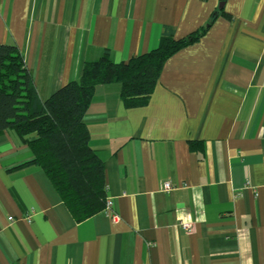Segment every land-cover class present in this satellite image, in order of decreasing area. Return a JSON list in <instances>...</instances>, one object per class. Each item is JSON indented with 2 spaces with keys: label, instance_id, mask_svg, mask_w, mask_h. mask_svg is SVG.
Returning <instances> with one entry per match:
<instances>
[{
  "label": "crops",
  "instance_id": "1",
  "mask_svg": "<svg viewBox=\"0 0 264 264\" xmlns=\"http://www.w3.org/2000/svg\"><path fill=\"white\" fill-rule=\"evenodd\" d=\"M166 27L205 30L147 104L98 85L83 118L116 218L75 221L43 170L19 167L28 144L0 135V264H264V0H0V43L42 100L105 51L154 49Z\"/></svg>",
  "mask_w": 264,
  "mask_h": 264
},
{
  "label": "trees",
  "instance_id": "2",
  "mask_svg": "<svg viewBox=\"0 0 264 264\" xmlns=\"http://www.w3.org/2000/svg\"><path fill=\"white\" fill-rule=\"evenodd\" d=\"M204 30L174 38L166 27L157 47L118 63L105 51L82 64L78 79L64 83L44 100L18 48L0 43V135L11 130L28 144L32 158L19 167L43 170L75 221L104 209L107 198L104 164L89 144L83 121L95 88L118 84L125 107L147 104L165 61Z\"/></svg>",
  "mask_w": 264,
  "mask_h": 264
},
{
  "label": "built area",
  "instance_id": "3",
  "mask_svg": "<svg viewBox=\"0 0 264 264\" xmlns=\"http://www.w3.org/2000/svg\"><path fill=\"white\" fill-rule=\"evenodd\" d=\"M163 188L165 191H169L171 189V185L170 183L168 182H165L163 184ZM104 209H106L107 211L111 212V215L113 218H116L117 216L115 215V212L112 211L113 210V200L111 198H106V202H105V205H104ZM9 220L12 219L11 216L8 217ZM180 225L182 226V228L185 230V231H190L191 230V224L188 223V222H180Z\"/></svg>",
  "mask_w": 264,
  "mask_h": 264
},
{
  "label": "water",
  "instance_id": "4",
  "mask_svg": "<svg viewBox=\"0 0 264 264\" xmlns=\"http://www.w3.org/2000/svg\"><path fill=\"white\" fill-rule=\"evenodd\" d=\"M224 0H220V7L222 6Z\"/></svg>",
  "mask_w": 264,
  "mask_h": 264
}]
</instances>
